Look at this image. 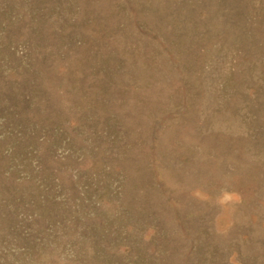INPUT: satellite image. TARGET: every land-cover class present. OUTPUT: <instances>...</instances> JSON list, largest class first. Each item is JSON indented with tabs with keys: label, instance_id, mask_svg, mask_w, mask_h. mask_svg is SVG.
<instances>
[{
	"label": "rangeland",
	"instance_id": "374dc122",
	"mask_svg": "<svg viewBox=\"0 0 264 264\" xmlns=\"http://www.w3.org/2000/svg\"><path fill=\"white\" fill-rule=\"evenodd\" d=\"M0 264H264V0H0Z\"/></svg>",
	"mask_w": 264,
	"mask_h": 264
}]
</instances>
